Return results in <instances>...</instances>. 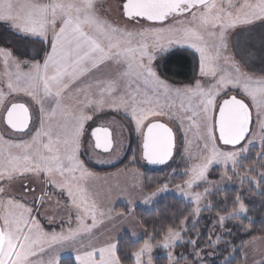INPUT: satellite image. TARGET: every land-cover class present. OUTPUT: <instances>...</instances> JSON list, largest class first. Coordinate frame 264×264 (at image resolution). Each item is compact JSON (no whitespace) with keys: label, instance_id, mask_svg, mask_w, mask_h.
Wrapping results in <instances>:
<instances>
[{"label":"snow or ice","instance_id":"6c2138e0","mask_svg":"<svg viewBox=\"0 0 264 264\" xmlns=\"http://www.w3.org/2000/svg\"><path fill=\"white\" fill-rule=\"evenodd\" d=\"M119 10L125 25L109 18L103 0H0V28L29 41L19 55L0 46V120L28 137L0 135V182L40 181L41 194L33 203L43 205L45 197L56 192L66 198L67 223L77 222L67 231H46L39 211L22 197L8 195L0 184V264H61L60 253L66 248L76 252L77 264H124L125 258L152 264L153 245L147 240L124 258L111 238L96 242L93 229L104 219L112 220V210L94 190L100 178L85 166L81 146L86 124L105 110L129 116L142 138L143 158L151 164H166L175 147L172 128L158 118L178 120L181 128L187 121L188 130L195 129L203 143L197 145L195 158L189 151L192 163L184 173L188 179L184 188H177L196 202V213L210 189H185L208 183L213 165L231 164L235 170L255 143L252 108L264 145V0H120ZM32 43L41 45L36 55L43 56L23 59ZM174 46L193 50L194 59L198 54V75L182 87L158 71L157 61ZM257 58L260 76L245 70ZM18 94L25 99L5 104ZM91 137L94 149L112 151L108 127L92 128ZM257 155L264 160V147ZM261 169L264 181V164ZM22 187L23 195L35 193L31 184ZM165 190L152 192L145 203ZM234 203L238 210L220 216L221 226L246 213L240 197ZM198 222L187 221L192 223L189 229L186 219L181 220V231L167 228L162 247L169 250V264L185 260L183 255L173 258L172 249L182 231L194 230ZM188 243L193 245L191 264H201L197 240Z\"/></svg>","mask_w":264,"mask_h":264},{"label":"trees","instance_id":"16d2710c","mask_svg":"<svg viewBox=\"0 0 264 264\" xmlns=\"http://www.w3.org/2000/svg\"><path fill=\"white\" fill-rule=\"evenodd\" d=\"M29 41L21 40L18 36L0 28V46L11 47L18 55L25 51L24 44ZM41 48L38 43H32V46L27 49L28 55L23 59H30L36 56L40 59L43 56L41 52L39 56L37 51ZM193 52L182 48L170 50L168 54L157 61L159 65L158 71L162 78L166 79L170 84L176 86H184L193 83V78L198 75V57H193ZM106 115H114L122 121L129 131V146L122 160L112 167L98 168L86 163V167L98 175L113 173L122 168H127L129 162H134V169L142 173V189L146 193H150L161 188L166 184L181 182L180 177L170 175L172 169L181 170L184 164L181 159L175 161L171 167L168 163L163 168H151L144 165L141 168L138 165V157H141V147L139 148L137 139L129 119L112 113H103ZM264 145L253 147L247 152V155L241 161L242 168L254 169L250 173L255 177V172H260L261 160L257 155ZM179 149L178 153H180ZM132 167V166H129ZM211 178L216 179L218 176L213 173ZM259 186L253 187L248 182H234L223 189L216 190L211 193L207 202L210 208L204 209L198 216L199 221L196 228L192 231L182 234L183 242L178 244L174 250L175 258L183 255L185 260L182 264H191L189 254L193 252V245L188 243L189 240H197V247L203 256L204 264H242L241 251L246 243L254 238L264 236V181L259 180ZM240 197L243 201L246 213L244 217H235L226 219L223 226L218 224L220 216H227L228 213H233L237 204L234 203L236 198ZM115 212L127 214V207L118 205L114 208ZM134 217L139 222L140 226L146 231L147 239L155 246L159 243L167 232L168 227H174L180 231L182 225L181 220L186 219L187 228H192L193 221L192 205L173 194H166L156 200L149 207H136L134 209ZM249 220L253 221L250 223ZM185 227V226H183ZM219 237L215 245L212 241ZM119 253L122 258L130 256L132 251L139 249L143 245V239L132 241L130 237L124 233L118 240ZM153 264H168L167 257L159 248H155L152 252ZM211 255V256H209ZM61 264H75L71 257L61 258ZM124 264H134L133 259H124Z\"/></svg>","mask_w":264,"mask_h":264},{"label":"rangeland","instance_id":"374dc122","mask_svg":"<svg viewBox=\"0 0 264 264\" xmlns=\"http://www.w3.org/2000/svg\"><path fill=\"white\" fill-rule=\"evenodd\" d=\"M104 8L109 14V18L120 25L127 24V21L121 17L119 6L120 0H103ZM131 27V25H128ZM182 48L180 46H174L170 50ZM169 50V51H170ZM193 52V50H190ZM198 57V54H196ZM182 87V86H181ZM235 94V93H234ZM238 94V93H237ZM14 100V97H10V99L5 104ZM179 102L177 101V106ZM253 113L256 112L255 108H252ZM3 113V109L0 108V114ZM160 122L167 124L170 128H172L174 135H175V151L172 160L169 162V166L171 167L172 164L179 159L182 160L184 167L181 170L172 169L170 171V175H175L176 177H180L182 179L181 182L166 184L161 188H165L166 190L163 192H158L155 197H152L148 203H145V198L149 197L152 192H156L158 189L146 193L142 189V173L137 169H134V162L130 161L129 166L127 168H122L117 170L113 173L98 175L100 179L97 180L94 184V190L99 193L100 200L105 205L106 208L112 210V220L104 219L102 223L98 224L96 228L93 229V232L96 234L97 237V244H102L106 239L111 238L114 242L126 233L132 241H138L143 239V243L147 240L149 243L150 241L146 238L147 233L146 231L140 226L137 219L134 217V209L136 207H149L151 206L156 200L166 194H173L178 198L183 199L187 203L192 205V213H193V221H196L199 214L204 210L210 208V204L207 202L208 196L215 192L216 190L223 189L224 187L233 184L236 182H248L253 187L256 188L258 181L260 180L259 173L255 172V177L250 175L254 169H245L242 168L241 161L247 155V152L242 154L240 158V163L236 166L235 170L232 169L231 164L227 168L223 165H213L210 167L207 178L208 183H201L199 187H194L193 189H185L186 191L191 192H204L205 187L210 189V194L206 195L199 204L200 211L196 213L197 204L194 200L184 196L180 189L177 188V185H180L181 188H184V181L188 179L186 175H184L185 171L191 167L192 161L189 159V151L192 154V157L195 156L199 152V148L197 145L202 146V141L198 140L195 136V129L188 130V122H184V127L181 128L180 122L178 120H169L168 117H161L158 118ZM122 122V121H121ZM117 117L106 116L102 115L100 117H96L93 121H89L86 125V131L84 137L82 138V146H81V159L88 165L104 168V167H112L119 163L122 158L124 157L128 146H129V133H112L113 140L115 141L114 147L110 153H103L94 149V144L91 138V129L96 126H110L113 130H115V126L118 125L117 128L125 130L126 128L123 126V122L121 123ZM131 122V121H130ZM132 124V122H131ZM132 128L134 130V125L132 124ZM252 128L255 131L256 139L253 147H260L261 141L259 139V128L257 124V115L254 114V122ZM135 137L137 139V143L139 148L141 147L142 138L138 136V134L134 130ZM0 135H3L5 139H13L19 140L20 138H28L23 137V134H15L11 132L0 120ZM191 142V143H189ZM240 147V146H239ZM237 147V148H239ZM125 149V151H124ZM179 149H181L180 153H178ZM188 149V151H186ZM228 150H233L232 148H227ZM138 165L141 168H144L145 164L141 160L139 155L138 157ZM163 168V167H162ZM216 174L218 178L213 179L211 178V174ZM230 177V179H229ZM253 181V182H250ZM6 188V192L8 195L14 196L16 198L22 197V202L27 201L29 206H33L34 210L39 211L38 218L41 220L42 224L44 225L46 231H56L60 232L61 228L64 231H67L69 226L75 228L77 226V222L75 219L72 220L71 225L67 223L69 219V211L65 207V199L60 197L56 192H50L48 196L45 197L43 205L39 204V202L33 203L34 196L38 197L41 194V183L35 179H24V180H16L12 184H5L4 182H0ZM23 184H31L32 187L35 188V193H28L23 195L24 189L22 187ZM159 188V189H161ZM59 190H57L58 192ZM131 201V203H129ZM118 205H124L127 207L128 213L125 214L123 218L119 217V213L122 212H115L114 208ZM207 205V206H206ZM239 205L237 204L236 209L238 210ZM245 214L235 215V217H244ZM51 218V222L49 219ZM219 220V218H218ZM90 223V221H88ZM46 224V225H45ZM219 224V223H218ZM220 225V224H219ZM47 226H51L48 228ZM184 225H182V229ZM221 226V225H220ZM51 229V230H50ZM58 229V230H57ZM181 229V230H182ZM180 230V231H181ZM132 233H136L135 236ZM184 231H182V234ZM219 237H216L212 244L215 245ZM163 239L153 246V250L155 248H159L163 251L164 255L167 257L168 260V249L162 247ZM184 240L181 238L180 241H177L176 246L182 243ZM175 246V247H176ZM174 247V248H175ZM172 249V252L174 250ZM153 252V251H152ZM150 253L152 258L153 264V254ZM76 255V252L71 248H66L61 251L60 256H71ZM149 254H145V261H147ZM242 255V264H257V261L264 259V236L257 237L251 240L250 242L246 243L241 251ZM211 256V255H209ZM173 258L174 255H173ZM200 262L204 264L202 261L203 256L200 255ZM169 264V260H168Z\"/></svg>","mask_w":264,"mask_h":264},{"label":"crops","instance_id":"0c3cea01","mask_svg":"<svg viewBox=\"0 0 264 264\" xmlns=\"http://www.w3.org/2000/svg\"><path fill=\"white\" fill-rule=\"evenodd\" d=\"M260 69H261V64H260V62H259V59L257 58L256 61H255V63L253 64L252 68H251V69L246 68L245 70H246V71H250V72H252V74H254L255 76H260V75L262 74L261 71H260ZM4 92H5V94L7 95V89H6V88H4ZM235 94H237V93H235ZM237 95H239V93H238ZM10 97H14V100H12L11 102L7 103L8 106H9L12 102H16L17 99H25V98L22 97V94H18V95H16V96H9L8 99L6 100V102L10 99ZM255 110H256V109H255ZM256 111H257V110H256ZM103 113L120 114V115H122V116H124V117H126L127 119L130 120L129 116L126 115L123 111L115 112V111H112V110H105L104 112L99 113L97 116H94L93 120H94L96 117H100V116H102V115H106V114H103ZM254 114H256V112L253 113V111H252V120H253V122H254ZM106 116L111 117V115H106ZM112 116H114V115H112ZM117 119H118V118H117ZM118 120H119V119H118ZM119 121H120V120H119ZM120 122H121V121H120ZM121 123H122V122H121ZM122 124H123V126L126 128L125 130H122V129H120V128H117L118 125L115 126V127H116L115 130H113L110 126H107V125H105V126L108 127V128L110 129L111 133H129V131H128L127 127L125 126V124H124V123H122ZM86 125H87V124H86ZM252 125H253V123H252ZM37 126H38V125H37ZM85 127H86V126H85ZM96 127H97V126H96ZM251 127H252V126H251ZM112 139H113V135H112ZM113 142H114V144H115V141H114V140H113ZM124 151H125V149H124ZM45 225H46V224H45ZM47 227L50 228L51 226H47ZM50 230H51V229H50ZM57 230H58V229H57ZM49 232H51V231H49ZM63 257H71V258L73 259L74 263L77 264V262L75 261V255L72 254L71 256H61V258H63Z\"/></svg>","mask_w":264,"mask_h":264},{"label":"water","instance_id":"95a60500","mask_svg":"<svg viewBox=\"0 0 264 264\" xmlns=\"http://www.w3.org/2000/svg\"><path fill=\"white\" fill-rule=\"evenodd\" d=\"M10 106V105H9ZM163 123V122H162ZM5 125V124H4ZM6 126V125H5ZM252 126V125H251ZM7 127V126H6ZM9 129V128H8ZM11 132H13V133H15V134H21V133H17V132H14V131H12L11 129H9ZM175 136V135H174ZM92 138V137H91ZM92 141H93V144H94V138H92ZM242 143H244V142H242ZM237 147H239V146H237ZM227 148H231V146H227ZM98 151H101V150H98ZM174 151H175V147H174V150H173V155H174ZM102 152V151H101ZM173 158V157H172ZM172 158L169 160V161H167V163L166 164H163V165H161V164H151V163H148V161L147 160H145L144 158H143V148H142V142H141V160L144 162V164L146 165V166H148V167H151V168H162V167H164V166H166L171 160H172Z\"/></svg>","mask_w":264,"mask_h":264},{"label":"flooded vegetation","instance_id":"af4514ba","mask_svg":"<svg viewBox=\"0 0 264 264\" xmlns=\"http://www.w3.org/2000/svg\"><path fill=\"white\" fill-rule=\"evenodd\" d=\"M174 133V132H173Z\"/></svg>","mask_w":264,"mask_h":264}]
</instances>
